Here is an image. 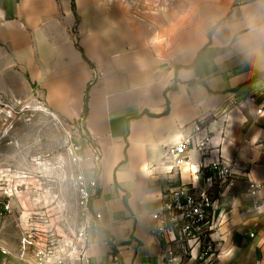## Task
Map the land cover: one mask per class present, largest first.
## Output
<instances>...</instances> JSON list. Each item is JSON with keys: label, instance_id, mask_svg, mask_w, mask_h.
I'll return each mask as SVG.
<instances>
[{"label": "crops", "instance_id": "0c3cea01", "mask_svg": "<svg viewBox=\"0 0 264 264\" xmlns=\"http://www.w3.org/2000/svg\"><path fill=\"white\" fill-rule=\"evenodd\" d=\"M261 28L264 0H173L163 10L151 0H0V96L37 101L99 148L91 264H158L149 214L162 193L198 179L168 155L194 123L210 124L217 149L189 152L191 162L220 157L264 194ZM219 203L212 240L223 233L231 245H212L201 264H264V213L246 184ZM0 264L24 263L0 253Z\"/></svg>", "mask_w": 264, "mask_h": 264}, {"label": "built area", "instance_id": "2783aa9c", "mask_svg": "<svg viewBox=\"0 0 264 264\" xmlns=\"http://www.w3.org/2000/svg\"><path fill=\"white\" fill-rule=\"evenodd\" d=\"M151 1L154 9L163 10L173 0ZM140 5L133 3L138 13L141 12ZM135 16L139 15L135 13ZM2 98L0 96V129L14 118L13 109ZM256 114L264 115V105L256 110ZM213 139L210 124L194 123L191 131L179 137L168 149L174 165L193 170L198 179L162 193L157 209L149 214L148 233L161 245L158 264H201L212 252L219 202L239 183L246 184V195L253 210L257 214L264 213L262 182L252 180L247 173H238L234 165L220 157L209 163L203 160L198 164L191 162L189 152L205 159L217 149ZM83 141V146L68 148L66 153L71 169L66 177L75 193L74 226H68L60 234L56 232L55 238L54 233L51 234L50 239L34 231L26 232L14 254L0 248L1 255L24 264H91L88 256L91 232L98 227L92 202L98 195L101 154L91 140ZM248 236L252 238L254 234L250 232Z\"/></svg>", "mask_w": 264, "mask_h": 264}, {"label": "rangeland", "instance_id": "374dc122", "mask_svg": "<svg viewBox=\"0 0 264 264\" xmlns=\"http://www.w3.org/2000/svg\"><path fill=\"white\" fill-rule=\"evenodd\" d=\"M2 97L14 118L0 129V245H19L31 231L55 238L75 224L66 153L83 146L85 136L78 123L63 121L37 101ZM214 239L212 245H231L229 235Z\"/></svg>", "mask_w": 264, "mask_h": 264}, {"label": "trees", "instance_id": "16d2710c", "mask_svg": "<svg viewBox=\"0 0 264 264\" xmlns=\"http://www.w3.org/2000/svg\"><path fill=\"white\" fill-rule=\"evenodd\" d=\"M86 103H87V94H85V97H84L83 118L86 116V113H87V106H86ZM125 202H126V199H125Z\"/></svg>", "mask_w": 264, "mask_h": 264}, {"label": "clouds", "instance_id": "9594fccd", "mask_svg": "<svg viewBox=\"0 0 264 264\" xmlns=\"http://www.w3.org/2000/svg\"><path fill=\"white\" fill-rule=\"evenodd\" d=\"M261 35H264V28L259 29Z\"/></svg>", "mask_w": 264, "mask_h": 264}]
</instances>
